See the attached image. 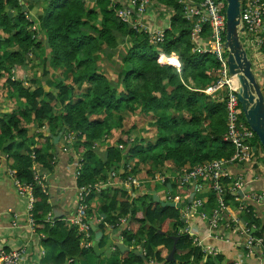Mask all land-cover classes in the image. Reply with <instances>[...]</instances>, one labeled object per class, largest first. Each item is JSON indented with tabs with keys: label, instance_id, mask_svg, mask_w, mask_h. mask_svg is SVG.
<instances>
[{
	"label": "trees",
	"instance_id": "16d2710c",
	"mask_svg": "<svg viewBox=\"0 0 264 264\" xmlns=\"http://www.w3.org/2000/svg\"><path fill=\"white\" fill-rule=\"evenodd\" d=\"M182 1L152 0L154 10L167 16L171 25L165 42L154 46L149 34L137 32L119 19V10L130 0H29V8L19 0H0V98L9 93L11 104L9 111L0 113V154L12 159L11 168L21 182L34 184L28 147L36 138L46 140V145L35 149L38 162L49 167L57 157L53 138L42 133L29 136L32 123L40 129L54 128L56 135L63 130L77 133L74 151L83 159L80 185L103 180L108 172L121 169L122 178L143 173L148 179L168 169L170 162L177 169L194 168L233 155V148L223 140L227 91L214 96L205 92L217 82L219 67L213 56L192 52V22L185 18ZM194 1L200 4L203 0ZM34 9L36 15L29 20L26 13ZM37 23L40 29L34 33ZM44 48L50 49L44 58V75L49 77L51 69L61 71L58 77L53 75V92L39 86L35 77H22L32 66L29 62L41 56ZM161 53L176 55L181 71L160 65ZM147 119L150 122L142 126ZM133 131L140 134L133 138ZM114 132L119 133L117 145L100 158L94 144H102ZM252 146L264 150L257 136ZM114 193L103 214L115 229L127 219L121 238L130 250H116L119 258L103 256L99 264H236L223 254L205 259L182 232L185 225L178 208L161 206L152 196L135 197L121 190ZM35 195L38 231L47 235L42 241L51 264L95 255L93 247L81 248L82 234L77 227L64 220H55L54 225L46 222L53 209L50 195L39 186ZM251 221L257 230L253 235L264 239V220L254 217ZM106 231L103 223L96 232L92 229L94 238L97 232L104 235ZM176 237L175 260L168 261L166 254L173 249ZM138 246L144 249V256ZM241 260L247 261L243 256Z\"/></svg>",
	"mask_w": 264,
	"mask_h": 264
},
{
	"label": "built area",
	"instance_id": "2783aa9c",
	"mask_svg": "<svg viewBox=\"0 0 264 264\" xmlns=\"http://www.w3.org/2000/svg\"><path fill=\"white\" fill-rule=\"evenodd\" d=\"M22 0H20L21 2ZM184 15L187 20L192 22L191 40L193 43L192 52L199 55H211L218 64L217 82L205 92L209 95H216L217 92L227 91L226 100V116H227V132L224 135V142L230 144L233 148V155L226 159H216L208 161L194 168H188L181 172L178 180L183 186L197 185V191H201L202 186H206L213 194L215 199V208L209 213L206 211L204 200L196 199L193 204L186 203L182 210L184 221L183 233L193 240L196 247L201 248L204 253L211 256L220 255V253L211 246H205L203 241L195 239L194 228L196 223L201 222L208 226L210 235L220 236V226L229 212L228 198L231 195H238L246 184L242 175H234L235 167L252 163L255 160L252 142L256 138V133L251 129L247 122L244 121L243 110L237 95L239 81L237 77L230 75L228 69V49L226 48V1L225 0H203L200 4H196L194 0H183ZM152 6V0H130L126 8H122L118 12L119 19L130 25L137 32L147 33L150 36V43L154 46L163 44L166 40V31L171 29V25L166 29H153L146 20L147 10ZM225 8V10H224ZM242 19L248 35L247 45L252 54V63L257 76L261 74L263 67L262 59L264 54V0H243ZM36 28L34 27V30ZM263 56V57H262ZM160 65H169L181 71V62L176 55L168 56L161 53L158 58ZM260 70V71H259ZM260 78V82H261ZM264 92V84H262ZM245 118V117H244ZM64 140L66 145L63 151H69V147L75 140L74 133H65ZM72 151V150H71ZM32 160L31 172L34 177V184H26L16 177V171L11 168L12 159L8 155L0 154V168L9 162L10 167L8 174L14 178V186L20 197L27 200V219L28 226L33 234H38L40 225L36 218V204L38 202L35 195V187L39 186L43 192L48 195L45 177L38 171L37 155L33 150L30 154ZM83 159L79 158V165L75 172V179L79 183L82 176ZM132 167H128L131 171ZM112 177H118L117 172H113ZM126 187L143 188V182L137 177L129 175L124 178ZM157 181L165 184L170 181V172L164 171L156 176ZM106 182L99 180L97 182L88 183L86 185H78L77 189V205L75 212L64 221L78 228L82 234L81 248L89 250L93 247L94 234L92 232V224L90 222V200L93 196L103 191ZM183 189V187H181ZM186 196V193L184 194ZM188 198L186 197V201ZM244 204L241 211L249 212L250 208L255 204L264 203V192H252L243 197ZM199 219V220H197ZM241 219L235 218L231 227L235 228L240 237L243 239L242 244L245 247V259L258 258V264H263V253L261 250L264 245V239L256 237L252 234L251 224H244ZM46 222L54 225L53 212L47 214ZM127 219L121 220L124 225ZM13 226H18V216H14ZM114 228V226H111ZM43 238L44 236H40ZM123 239V238H121ZM229 242V240H227ZM121 242V241H120ZM142 252H145L142 250ZM26 255V247L19 250H0V264H20ZM145 253H143V256ZM150 264H154L151 262ZM236 264H248L247 261L239 260Z\"/></svg>",
	"mask_w": 264,
	"mask_h": 264
},
{
	"label": "crops",
	"instance_id": "0c3cea01",
	"mask_svg": "<svg viewBox=\"0 0 264 264\" xmlns=\"http://www.w3.org/2000/svg\"><path fill=\"white\" fill-rule=\"evenodd\" d=\"M20 3L27 8H29L30 6L29 0H22ZM39 10L41 11V8ZM28 11L29 12L26 13L27 18L29 20H32L31 17L36 15L37 10L34 9ZM154 11L155 10L152 6L147 10L146 20L148 24L153 29L168 28V26L170 25L169 18L167 16H164V18H162V13L158 12L157 10L155 12ZM166 25L167 27H165ZM34 27L36 28L35 30ZM39 29V23L33 26L34 33H37ZM49 52L50 49L44 48L42 50L41 56H38L33 61L29 62L32 64V66L29 65V69H25L26 74L22 72V77L24 80H26L28 77H35V79L39 80V86L44 87L48 92H53L54 89L50 86L53 82V75L58 77L61 71L55 72L51 69V75L49 77H46L44 75V58L48 57ZM262 63L263 67L258 78L259 80L261 78V82L262 84H264V57L262 59ZM19 73H21V71H19L18 74ZM111 75L112 74H110V76ZM8 95L9 93H6L3 99L0 98V113L9 111L11 108V104L7 100ZM13 99L16 101V104H18V101L14 97ZM28 130L29 136H37V134L39 133L44 134L47 138L50 139L58 136L56 135V129H51L49 127L47 128L45 126L40 129L38 128V124L32 123L28 125ZM61 133L62 137L58 144L55 145L54 140L52 139L57 152V157L53 158L49 162L50 166L44 167V162L37 161V163L38 171L42 176L45 177L48 194L50 195L49 202L51 206H53V215L55 210H60L58 214L62 215L61 220H64L70 217L76 210V188L78 187L79 183L75 179V172L79 165V158H82V156L81 154H78L76 151H74L77 133L73 132L75 140L70 145L72 151L67 152L63 151L66 145V142L64 140L66 131L63 130ZM118 134V132H114L112 138L110 137L104 139L102 144H100L99 142H96L94 144L93 150H95L100 158L105 157L104 153L106 152V150L117 145ZM34 143V145L28 147L31 152L46 145V140L36 138L34 140ZM116 148L121 149L122 146H118ZM253 151L255 154L254 162L237 166L233 171L234 175L236 176H244L246 184L244 185L243 190L240 191L243 192V196L238 194L231 195V197L228 198L229 212L227 213L224 221L221 223L220 236H218V238L215 235L209 237L210 231L208 226L204 225V223L201 222H197V225L194 228L195 239H200L201 241H203V244L205 246H211L220 254L225 255L227 259H234L236 262L241 260V257H244V254L246 252L245 247L242 244L243 239L240 237L236 229L231 227L233 224V220H235V218L241 219L243 221L242 222L240 220L242 223L251 224L252 228L255 229L256 225L253 224L251 220L254 217L260 219L261 221L264 220V203H254V211H251L252 209L249 210V212L241 211V207L244 204L243 197L245 198V195L252 192H264V150L261 148L259 150L253 148ZM9 167L10 163L7 162L2 166V168H0V250L12 251L26 247V255L20 264H51L52 258L49 255L48 248L42 241L46 238L47 235L39 231L38 234H33L30 230L27 219V200L19 196L14 186V178L8 174ZM188 168H190V166H184L180 169H177L173 165V163L170 162V165H168V169L163 168V170L156 172L150 178L151 180H145L146 176L143 173H139L135 177L143 182V188L126 187L124 184L125 179L121 176L123 174L122 169L119 171V173L117 172L119 175L118 177H112L111 175L113 172L107 173V178L105 177L102 180L106 182L107 185L104 187L103 192L96 194L90 200L89 213L90 222L92 226L96 227V230L99 224L103 223L106 226L107 231L104 235H102L103 244L100 242V248L106 247L108 241L112 242L110 248L102 256L106 257L111 250H118L115 247L114 243H119L121 241V243L125 244L124 240L121 239V228L123 227V225H117V228H120L119 231L118 229H115V227L111 228V226L113 225L106 221V217L103 214V209L108 207V205L111 204L112 199L115 197L114 191L116 190L129 192L130 195H133L135 197L147 195L154 198L155 196H157L161 202L175 203L181 213L186 203L193 204L196 199L205 201L204 204H207L205 205V207H207L206 211L208 213L211 209L215 208V199L207 186L208 182L206 186H202L203 188L201 189V191L200 189L199 191H197V185H194L193 187H191V185L183 186L181 181L178 180L181 176V172ZM164 171L170 172V181L165 184H161L159 180L157 181L156 176L163 173ZM142 172L146 173L144 169L142 170ZM181 187H183V189H181ZM185 193L186 196L184 195ZM186 197L188 198L187 201ZM230 199L233 200L235 205L234 207H232V205L230 204ZM15 215L18 216L17 227L13 226ZM40 236L44 237L41 238ZM227 240H229V242ZM137 249L139 250V254L143 255V253H145L142 252V250L144 249L140 248V246H138ZM201 251L202 253H204L202 249ZM257 251L263 253L264 245L261 250L258 249ZM169 254L170 253H167L166 255H168L169 257ZM204 254L205 259L208 256H211L207 253ZM94 256L97 258L95 260V264H99V260L102 256L97 257L96 254ZM258 258L259 257L257 256H255L254 259L249 258L247 259V263L258 264ZM75 263L76 261L70 259L67 264Z\"/></svg>",
	"mask_w": 264,
	"mask_h": 264
},
{
	"label": "water",
	"instance_id": "95a60500",
	"mask_svg": "<svg viewBox=\"0 0 264 264\" xmlns=\"http://www.w3.org/2000/svg\"><path fill=\"white\" fill-rule=\"evenodd\" d=\"M226 1V48L228 49V69L232 76L237 77L239 81V88L237 95L243 110L246 122L251 129L256 133L261 145L264 147V92L261 82L256 74L252 63V54L247 45L248 35L242 19L243 0H225ZM62 133L53 137L55 145L61 140ZM10 142L4 145L8 147ZM243 196V192H239ZM193 198V196H192ZM155 202L161 206H169L177 208L175 203H164L159 200L157 196L154 197ZM60 210L54 211V220H61L62 215L58 214ZM96 232V227L92 226ZM256 230H252V233ZM102 234H96L94 238L93 250L97 257H101L111 246L112 242L104 248H100ZM174 245L171 250L168 261L175 260V253L177 251V243L179 237L173 238ZM115 247L124 253L130 248L124 243H114ZM143 256L142 254H140Z\"/></svg>",
	"mask_w": 264,
	"mask_h": 264
},
{
	"label": "rangeland",
	"instance_id": "374dc122",
	"mask_svg": "<svg viewBox=\"0 0 264 264\" xmlns=\"http://www.w3.org/2000/svg\"><path fill=\"white\" fill-rule=\"evenodd\" d=\"M164 16V15H163ZM158 19H159V17H158ZM166 27H167V25H166ZM260 71V70H259ZM260 75V74H259ZM112 76V78H115L116 76L113 74V75H111ZM25 86H28V84L27 83H25ZM150 121L147 119V120H145L141 125L142 126H147V123H149ZM133 134L134 135H132V137L134 138V137H136V136H138V134H139V132L138 131H133ZM69 151H71V147H69ZM145 180H151L150 178H148V179H145ZM230 204L232 205V207H234L235 205H234V202H233V200L232 199H230ZM252 211V210H251ZM181 216H182V214H181ZM182 220H183V217H182ZM254 230H256V229H254ZM117 256L118 258L120 257L119 255H118V253L116 252V251H113V250H111L108 254H107V258L108 257H111V256ZM102 258V263H103V256L101 257ZM97 258L94 256V255H91V254H88V256H86V257H82L81 259H80V261H76V263L75 264H95V260H96ZM97 264V263H96Z\"/></svg>",
	"mask_w": 264,
	"mask_h": 264
}]
</instances>
